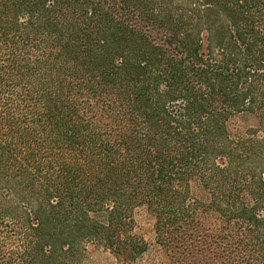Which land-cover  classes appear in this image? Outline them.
<instances>
[{
  "label": "trees",
  "instance_id": "16d2710c",
  "mask_svg": "<svg viewBox=\"0 0 264 264\" xmlns=\"http://www.w3.org/2000/svg\"><path fill=\"white\" fill-rule=\"evenodd\" d=\"M90 246L264 264V0H0V264Z\"/></svg>",
  "mask_w": 264,
  "mask_h": 264
},
{
  "label": "rangeland",
  "instance_id": "374dc122",
  "mask_svg": "<svg viewBox=\"0 0 264 264\" xmlns=\"http://www.w3.org/2000/svg\"><path fill=\"white\" fill-rule=\"evenodd\" d=\"M136 230L148 243L154 241V219L145 209L139 208L134 213ZM113 257L100 246H90L81 264H114Z\"/></svg>",
  "mask_w": 264,
  "mask_h": 264
}]
</instances>
